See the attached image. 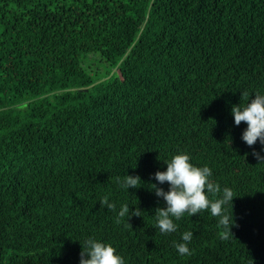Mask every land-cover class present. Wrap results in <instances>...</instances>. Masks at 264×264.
Segmentation results:
<instances>
[{"label":"trees","instance_id":"16d2710c","mask_svg":"<svg viewBox=\"0 0 264 264\" xmlns=\"http://www.w3.org/2000/svg\"><path fill=\"white\" fill-rule=\"evenodd\" d=\"M93 53L116 68L89 73ZM257 93L264 0H0V264H80L89 238L124 264H264V146L231 115ZM181 153L233 191L229 239L210 211L156 227ZM125 204L141 216L117 223Z\"/></svg>","mask_w":264,"mask_h":264},{"label":"clouds","instance_id":"9594fccd","mask_svg":"<svg viewBox=\"0 0 264 264\" xmlns=\"http://www.w3.org/2000/svg\"><path fill=\"white\" fill-rule=\"evenodd\" d=\"M247 96V93H242L241 98ZM231 115L236 126L242 122L247 125L241 135L243 142L252 147L259 141L264 146V94H255L254 98L243 107L240 104L233 105ZM261 151H264V147ZM252 155L259 162L264 161V155H261V152L253 150ZM190 161L191 157L188 154H177L166 163V171L155 172L154 179L159 184L167 182L169 185L168 190L165 191L157 184H151L155 195L163 198L166 203V207L155 209L156 227L161 233H172L177 230L173 218L179 220L185 213L193 216L203 211H210L213 217L219 218L217 227L222 229L219 233L221 239L227 240L233 236L231 229L235 226V221L233 213L232 215L226 213L225 205L231 204L233 208L234 193L230 188L221 190L218 183L210 180L212 170L208 166L198 167ZM140 182L141 178L138 175H126L120 181V186L125 189H136L140 188L138 187ZM100 204L116 211L115 204L109 203L107 197H104ZM117 216L116 222L119 223L120 218L125 216L128 219L131 216H141L140 209L130 212L129 206L125 204ZM129 226L132 227L131 224ZM192 237L191 231L184 232L182 234L183 243H175L174 246L181 256L191 255L188 243ZM80 264H124V259L117 254L116 248L111 244L89 238L83 246L81 245Z\"/></svg>","mask_w":264,"mask_h":264},{"label":"rangeland","instance_id":"374dc122","mask_svg":"<svg viewBox=\"0 0 264 264\" xmlns=\"http://www.w3.org/2000/svg\"><path fill=\"white\" fill-rule=\"evenodd\" d=\"M86 63L84 64L85 69L91 74L96 73L97 71H102L104 73L106 70L113 71L116 67L107 66L102 60L99 54L93 53V55H88L85 58ZM26 105V102L19 103L18 107H23Z\"/></svg>","mask_w":264,"mask_h":264}]
</instances>
